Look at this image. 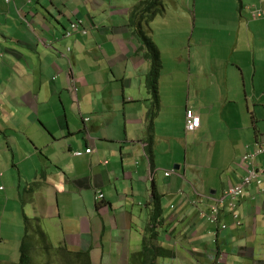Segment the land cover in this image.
Instances as JSON below:
<instances>
[{
  "label": "crops",
  "instance_id": "0c3cea01",
  "mask_svg": "<svg viewBox=\"0 0 264 264\" xmlns=\"http://www.w3.org/2000/svg\"><path fill=\"white\" fill-rule=\"evenodd\" d=\"M130 3L0 0V149L18 174V195H29L36 227L49 220L46 228L56 229L61 247L87 253L90 264H263L260 188L247 187L233 210L227 200L221 204L223 229L200 211L245 174L236 162L246 146L264 142L255 122L256 106L264 102V0L222 2L226 12L210 20L223 21V28L213 27L227 37L225 44L216 46L207 65L189 59L180 71L184 81L176 82L187 99L193 91L198 103L183 100L174 108L168 92L152 119V140L143 79L149 64L127 26ZM255 9L262 15L253 16ZM75 19L86 33L65 36ZM237 78V96L245 98L250 119L226 127L228 137L213 138L216 115L205 101L237 91L231 83ZM249 100L257 105L249 109ZM186 108L200 116L195 130L185 129ZM251 126L253 140L234 146L231 132L245 137ZM219 144L231 150L228 161ZM87 147L90 153L73 155ZM172 164L174 172L165 176ZM220 164L228 165L226 178L212 173ZM153 192L160 197L158 215Z\"/></svg>",
  "mask_w": 264,
  "mask_h": 264
},
{
  "label": "rangeland",
  "instance_id": "374dc122",
  "mask_svg": "<svg viewBox=\"0 0 264 264\" xmlns=\"http://www.w3.org/2000/svg\"><path fill=\"white\" fill-rule=\"evenodd\" d=\"M124 1L131 2L130 4L132 7L140 0ZM223 1L224 0H161L164 9L157 13L148 24L152 39L160 50L163 65L158 83L161 103L162 99L166 98L168 92L173 93L167 96L169 100H172L174 108L180 109L183 100L190 106L198 103L195 96H193V91H191V95L187 99L184 90L180 92L176 82L177 78H182L183 80L186 77V74H180V71H185L189 59L192 62L195 59H200V61L204 62L203 65H207L211 61L209 58L214 56V49L216 46L218 44H225V39H227V37L223 35L222 32H219L220 30L216 31L213 27L216 24L223 28L221 26L223 21L219 23L216 21L215 23L213 19L210 20L211 17H215L220 12H226V8L222 3ZM185 8H188L191 12H189V14L186 12V14H183ZM194 10L196 19H194ZM219 35L221 36L218 37ZM210 49H213L212 52ZM185 66L186 68L184 69ZM143 79L145 88V74ZM173 79L174 90L172 92L170 90V83ZM231 83L232 87L236 88L237 91L234 89L232 92L224 90L221 92L220 96L213 95V98L205 101L214 107L213 111L216 115L215 124L217 128L212 130L211 135L216 139H222L225 134H229L226 127L235 126L236 121L241 118L247 117L250 119V112L246 108L247 102L245 98L241 94L237 96L238 92L241 90L240 86H242L241 79L237 78L235 82L231 81ZM145 91L149 99L150 96L146 88ZM253 102L257 105L258 101L249 100V109L252 107ZM256 107L257 115L255 116V122L257 126L264 130V125L261 124L260 121V118H263L264 121V102H260ZM250 128L249 132L245 134V137H238V133L232 131V144L242 148L246 141L251 142L253 140V127L251 126ZM225 137H228V135ZM0 138L2 137L0 136ZM218 147H221V150L224 152L223 159L225 158L228 161V158L231 156V150L220 144ZM210 149L211 147L209 150ZM10 162V158L0 149V264H19L20 244L23 239L26 241L29 239V242H31V247L28 250L30 256L28 264H85L84 255L80 254L78 256L75 251L61 247L55 234L57 233L56 229H54V227L52 229L46 228V226H49V220L41 219V221L36 222L40 228L36 227L37 224L35 225L34 219H31L33 218L32 205L26 204L29 195L27 192L23 193L24 191L21 192L22 195H18V174L16 172L12 173ZM240 162L241 160L238 159L236 163ZM261 162L264 163V158H262ZM172 166L173 164L169 165L168 168L171 169ZM233 166H235V164ZM228 170V165L220 164L212 173H217V175L224 174V178H226L227 174L225 172ZM208 172H210V170H208ZM263 184L264 181L262 185ZM262 187H264V185ZM220 194H222V192L218 195ZM204 210V212H207V209ZM25 216L30 219V226L28 228L29 233H27V235V221L25 220ZM55 220L56 218L52 221ZM57 224L59 225L58 221ZM41 231H43L44 237L41 235ZM161 241H163V239H158V244L162 243ZM176 249L179 250V247H176Z\"/></svg>",
  "mask_w": 264,
  "mask_h": 264
},
{
  "label": "trees",
  "instance_id": "16d2710c",
  "mask_svg": "<svg viewBox=\"0 0 264 264\" xmlns=\"http://www.w3.org/2000/svg\"><path fill=\"white\" fill-rule=\"evenodd\" d=\"M161 0H140L137 4L127 9V26L131 29L132 34H134L139 42L138 53H141L144 59L148 62L149 66L145 73V88L147 93L149 94L150 107L148 110V123L146 126V133L148 138L152 140L153 138V122L152 119L155 116L159 105V78L160 72L162 69V61L160 50L158 46L152 39V36L149 31V21H151L157 13L163 10ZM145 24V25H144ZM152 206L154 214L158 215L160 212V197L152 193ZM26 224V235L29 232V218L25 216ZM151 221V232L150 236L154 235V227L156 225V217L153 216ZM42 233V232H41ZM151 239H143V242L146 243ZM31 247V242L29 239L27 241L25 239L22 240L20 244V256H19V264H28L30 260V256L28 253L29 248ZM78 256L80 254L85 257V264H90L89 256L87 253L76 252ZM264 264V261H262Z\"/></svg>",
  "mask_w": 264,
  "mask_h": 264
},
{
  "label": "built area",
  "instance_id": "2783aa9c",
  "mask_svg": "<svg viewBox=\"0 0 264 264\" xmlns=\"http://www.w3.org/2000/svg\"><path fill=\"white\" fill-rule=\"evenodd\" d=\"M252 14L253 16H261L262 12L259 9H255ZM75 31H79L83 34L86 33V28L83 26L81 19L70 21L69 25L66 27L64 35L70 36ZM87 119L88 118H85V120ZM184 125L187 131L195 130L200 125V116L192 108H186ZM91 151L92 148L87 147L83 151H73V155L80 156L84 153H90ZM259 157L264 158V142L257 140L251 145L246 146V150L240 158L241 163L245 168V174L242 176L240 181L233 185H229L225 189V191L216 198L215 202L209 205L207 212L200 211V214L204 216L209 223H219L221 229L225 228L226 224L220 222V217L222 214V211L220 209L221 204H223L224 201L227 200L229 209L233 210L236 207L235 200L238 199V197L241 196L244 190L250 185H255L264 192V189L262 187L264 169L257 162V159H259ZM172 172H174V169L166 170L164 171V175L169 176ZM99 197H102V194L99 195ZM235 223L239 225L240 220H236Z\"/></svg>",
  "mask_w": 264,
  "mask_h": 264
}]
</instances>
